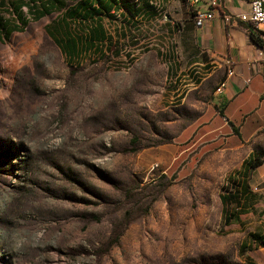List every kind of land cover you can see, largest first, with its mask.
Returning <instances> with one entry per match:
<instances>
[{"label": "rangeland", "instance_id": "374dc122", "mask_svg": "<svg viewBox=\"0 0 264 264\" xmlns=\"http://www.w3.org/2000/svg\"><path fill=\"white\" fill-rule=\"evenodd\" d=\"M151 2L141 27L107 24L118 54L97 62L66 64L56 14L0 43V264H254L221 227L246 156L163 93Z\"/></svg>", "mask_w": 264, "mask_h": 264}, {"label": "crops", "instance_id": "0c3cea01", "mask_svg": "<svg viewBox=\"0 0 264 264\" xmlns=\"http://www.w3.org/2000/svg\"><path fill=\"white\" fill-rule=\"evenodd\" d=\"M64 0L66 5L53 11L52 0H0V43L15 34L25 32L32 24L52 14L56 16L44 25L67 65L100 61L107 54L117 55L115 28L107 24L135 28L143 20L139 7L138 24L126 13L130 5L124 0ZM164 3L166 21L160 42V61L166 66L163 74L164 92L180 97L182 104L190 100L197 116H205V135L210 140L221 136L224 152L253 155L264 148V23L254 29L259 32L263 46L249 37L247 21L249 5L246 0H219L213 9L215 18L194 24L192 12L182 0H158ZM87 7H91L88 11ZM76 8V11L72 10ZM45 12H48L45 14ZM221 15H227L224 20ZM145 21V20H144ZM133 27H132V26ZM11 30L9 36L6 31ZM123 34V33H122ZM121 34V35H122ZM177 43L170 44V36ZM127 37V35H124ZM170 40V41H168ZM252 197L239 199L245 210L237 224L245 233L246 244L252 246L251 261L264 264V246L249 234L264 239V156L247 178ZM253 217L252 222H246Z\"/></svg>", "mask_w": 264, "mask_h": 264}, {"label": "trees", "instance_id": "16d2710c", "mask_svg": "<svg viewBox=\"0 0 264 264\" xmlns=\"http://www.w3.org/2000/svg\"><path fill=\"white\" fill-rule=\"evenodd\" d=\"M185 1V0H182ZM127 4L130 5V8L126 7V13L130 16V19H134L136 15H138L139 7L142 8V15L143 17L147 12H150V14H155L159 12L158 8L151 2V0H136V1H130V0H124ZM66 5L64 0H52V10L55 9H61ZM99 5L102 7L103 10H106V6L104 3L99 0ZM91 7H87L86 10H90ZM73 12L76 11V8L72 10ZM48 12H45L47 14ZM154 15V16H155ZM249 37L251 40L258 45L259 47L263 46V42L259 36V32L254 29V26L252 24H248L247 26ZM11 30L6 31V36H9ZM264 156V148L257 150L253 155H249L241 164L242 170L240 177L242 178L241 182L239 183L237 180V184L235 185L236 189L235 192H224L219 195L220 202L222 204L221 213H222V228L226 229V226H228L231 223L238 222L239 221V215L244 213L245 210L242 206H239V199L244 197L245 200H249L252 197V194H250L249 186L247 184V178L249 177L251 171L258 166L261 163V159ZM244 181V184H243ZM228 232V230H224ZM225 233V232H224ZM250 239L257 240L260 245L264 246V239L258 236L257 234L250 233L249 234ZM247 239H243L240 242L239 249L244 251L246 248H248V245L246 244Z\"/></svg>", "mask_w": 264, "mask_h": 264}, {"label": "built area", "instance_id": "2783aa9c", "mask_svg": "<svg viewBox=\"0 0 264 264\" xmlns=\"http://www.w3.org/2000/svg\"><path fill=\"white\" fill-rule=\"evenodd\" d=\"M249 5L247 21L253 25L264 23V0H246ZM192 12L194 24L200 26L202 23L215 18L213 9L219 4V0H185ZM156 7L158 4L154 3ZM224 20H228L227 15H221Z\"/></svg>", "mask_w": 264, "mask_h": 264}]
</instances>
